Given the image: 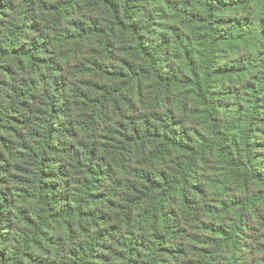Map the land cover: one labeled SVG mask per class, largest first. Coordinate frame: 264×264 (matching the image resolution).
Here are the masks:
<instances>
[{"label":"trees","instance_id":"obj_1","mask_svg":"<svg viewBox=\"0 0 264 264\" xmlns=\"http://www.w3.org/2000/svg\"><path fill=\"white\" fill-rule=\"evenodd\" d=\"M0 264H264V0H0Z\"/></svg>","mask_w":264,"mask_h":264}]
</instances>
